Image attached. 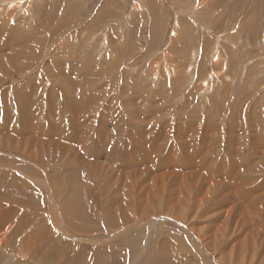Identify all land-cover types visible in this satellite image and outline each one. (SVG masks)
Segmentation results:
<instances>
[{
	"label": "rangeland",
	"instance_id": "rangeland-1",
	"mask_svg": "<svg viewBox=\"0 0 264 264\" xmlns=\"http://www.w3.org/2000/svg\"><path fill=\"white\" fill-rule=\"evenodd\" d=\"M19 95H25L23 104ZM2 99L7 104L0 128V203L20 208L3 235L10 233L14 240L30 234L33 226L51 224L49 215L58 212L67 230L48 226L51 248L42 242L47 254V249L60 251L65 245L87 264H264V229L254 221L256 213L264 212L256 194L264 192V182L247 184L237 175L254 151L250 171L264 163V0H0ZM71 105L76 112H70ZM8 112L14 113L12 120ZM26 122L43 125L40 129L48 135L36 143L40 137L35 131L21 132ZM179 130L186 138L194 135L195 142L206 133L210 143L187 146L185 155L178 151L181 159L216 146L214 156L229 153L230 147L241 161L228 156L221 169L216 165L224 172V179L216 182L205 179L192 163L184 174L176 173L179 178L170 172L163 179L146 159L141 166L126 164L124 150L126 144L133 146L131 136L139 144L159 135L166 150L176 139L182 142L176 136ZM216 137L225 144L220 146ZM137 144L134 154L140 153ZM118 157L122 168L116 166ZM21 165L34 167L33 174ZM253 172L264 177V168ZM191 173H197L198 183ZM184 175L185 187L180 185ZM40 179L51 182L53 197ZM231 179L245 188L253 183L256 193L235 192ZM203 180L212 183L204 195ZM168 193L174 201L165 199ZM107 195L125 199V206L109 202ZM25 210L31 217L28 226L23 221L15 225ZM107 210L114 214L113 222ZM124 210L135 211V216L125 221ZM253 210L251 216L248 211ZM118 216L122 219L117 221ZM69 234L76 238L72 243L65 240L71 239ZM95 234L103 240L91 244L88 239ZM166 236L174 244L183 241L188 252L179 247L175 253L172 246L162 245ZM252 237L258 240L255 248ZM80 240L88 244L79 250ZM207 241L213 244L211 251ZM16 245L9 237L0 238V264H34L26 256L31 252L15 253Z\"/></svg>",
	"mask_w": 264,
	"mask_h": 264
},
{
	"label": "bare ground",
	"instance_id": "bare-ground-1",
	"mask_svg": "<svg viewBox=\"0 0 264 264\" xmlns=\"http://www.w3.org/2000/svg\"><path fill=\"white\" fill-rule=\"evenodd\" d=\"M5 47V46H4ZM3 47V48H4ZM8 51V50H7ZM8 59V58H7ZM26 61V60H25ZM11 62H12V60H11ZM65 75V74H64ZM57 79V78H56ZM58 80V79H57ZM61 81V80H60ZM65 84V83H64ZM64 84H62V85H64ZM17 91H18V89H17ZM23 92V91H22ZM23 96H25V95H23ZM23 96H21V95H19V101L21 102V104H23L24 103V101H22L21 99H22V97ZM25 99V97H23V100ZM27 102V101H26ZM67 103H68V105H69V101L67 100ZM21 107L23 108V106L21 105ZM20 107V109H21V111H22V108ZM26 107L27 106H25V109H26ZM83 107H85V105L83 106ZM67 109V108H66ZM70 110V112L71 113H74V111H75V109H74V107L71 105V108L69 109ZM78 110V109H77ZM76 112V111H75ZM102 112H104V113H106L105 111H102ZM10 112H8L7 113V115L9 114ZM23 113H24V111H23ZM83 113V112H82ZM87 113H89V112H87ZM22 114V113H21ZM20 114V116H22ZM84 114V113H83ZM107 114V113H106ZM26 115L28 116V118H29V116H30V113L26 110ZM79 115V114H78ZM107 118H109V117H107V115L102 119V120H104V122L103 121H101V123L102 124H100V131H99V129H98V131H99V133L102 135L103 134V132H105V130H104V128H103V125H104V123L106 122V120L105 119H107ZM73 121V120H72ZM180 125V124H179ZM84 126V125H83ZM207 126V125H206ZM24 128H26V130H27V134L28 133H30V134H32L33 135V132L32 131H35L36 133H35V135L34 136H37V137H40V138H38V140H37V142L36 143H39L40 141V139H42V135H45V136H47L48 134H46L45 132H46V129L45 130H43V129H33L32 127H29V125H25V127ZM76 128V127H75ZM179 128V127H178ZM228 128V127H227ZM135 129V128H134ZM181 129V128H180ZM195 129V128H194ZM141 129H139V131H140ZM163 130H165L164 128H163ZM29 131H31V132H29ZM77 131H78V129H77ZM115 131V130H114ZM137 131V130H136ZM135 131V132H136ZM138 131V132H139ZM146 131V130H145ZM180 131V130H179ZM186 131V130H185ZM61 132H62V130H61ZM81 132V131H80ZM142 132H143V130H142ZM87 133V132H86ZM166 132H164V134H165ZM213 133H215V132H213ZM76 134V133H75ZM161 134V133H160ZM164 134H163V136H164ZM183 134V135H182ZM210 134H212V133H210ZM229 134H231V132L229 133ZM50 135V134H49ZM83 135V134H82ZM106 135H107V133H106ZM222 135V134H221ZM0 141H1V138H2V134L0 133ZM65 136V134H63V137ZM78 136V135H77ZM142 136V135H141ZM155 136V138L154 139H152V141H149V142H146V140L144 139L141 143H139V144H137L136 143V141H134V139H133V137L131 136V143H133V146H130L129 144H126L125 145V150L124 151H127V153H128V156L126 157L125 156V158H126V164L127 165H129V166H131V163L132 164H135V165H142V162H143V160H145L146 159V161L148 160V163H149V165H150V167L152 168V169H154V171H158V173H160L161 175H162V177H161V179H163L164 177L165 178H168V177H166L167 175H165V176H163L164 174H168V173H170V172H174V174H171L172 176L173 175H175L174 177H178L179 178V176L176 174V173H179L180 175H182V173L184 174V170H186V167H187V165L189 164V163H192L193 165H196L195 166V171H198V170H201V174L202 175H205L206 177H205V179H208V180H222V179H224V172L223 171H221V170H218V166L220 167V169L222 168V161L224 162H226V160L228 159V156H229V158L231 159V158H237V160L238 159H240V156L239 155H237L236 156V152H235V150L234 149H232V148H228L227 150H226V152H229V153H226V154H224V155H221V156H219V157H216V156H214L215 155V153H217V151H214V150H217L216 149V146L212 149V151L210 150L209 151V149H208V151H209V153H206V152H204V153H202L204 150H202V151H197L196 153H193L191 156H188V157H182V159L180 158V156L178 155V151H180L181 153H184V155L186 154V147L188 146L189 148H190V146H193V145H197L196 143H198V144H200L201 143V145L202 144H204V143H206V141L209 139V137L207 138V134L206 133H204V135L203 136H201L200 137V139H201V141L200 142H195L194 141V135H189V136H187V138L189 137V139H190V141H189V145H187L186 143H185V141H184V138L186 137V132H184V131H180V132H178V135H176L178 138H182L181 139V141L182 142H179L178 141V139H176L177 141L176 142H174V143H172V144H169V147L166 149V150H163L164 148L162 147V145L165 143H161L160 142V137H158L159 135H154ZM212 136V135H211ZM8 137V136H7ZM7 137L5 138V142H6V139H7ZM31 137V136H30ZM65 138V137H64ZM165 138V137H164ZM186 138V139H187ZM227 145H229L230 146V144H229V142H230V139H231V137L227 134ZM24 139H25V137H24ZM31 139V138H30ZM161 139H162V136H161ZM196 139H198V138H196ZM46 140V139H45ZM140 140H141V138H140ZM39 141V142H38ZM164 141V140H163ZM210 141V140H209ZM66 142H67V140H66ZM96 142V141H95ZM97 142H99V141H97ZM96 142V143H97ZM126 142V141H125ZM195 142V143H194ZM208 142V141H207ZM25 143V142H24ZM95 143V144H96ZM104 143V142H103ZM160 143H161V145H160ZM209 143V142H208ZM214 143V142H213ZM136 144L137 145H139L140 147H139V151H140V153H136V154H134V152L135 151H138V148H136ZM210 144V143H209ZM217 144V143H216ZM263 144V143H262ZM16 145V144H15ZM36 145V144H35ZM127 145H129L128 147H127ZM168 145V144H167ZM208 145V144H207ZM231 145H232V143H231ZM164 146V145H163ZM99 147H100V145H99ZM106 147V145H105V143H104V145H103V148H105ZM204 147H206L205 146V144H204ZM62 148L65 150V153H66V149L63 147V145H62ZM101 148H102V146H101ZM112 148V147H111ZM163 148V149H162ZM192 148V147H191ZM195 148H196V146H195ZM209 148V147H208ZM85 149V148H84ZM106 149V148H105ZM108 149H109V147H108ZM104 150V149H103ZM162 150L163 151H165V152H163L162 153ZM187 150H189L188 148H187ZM193 150V149H192ZM206 150H207V148H206ZM232 150H233V152H232ZM190 151V150H189ZM239 151V150H238ZM194 152V151H193ZM117 154V153H116ZM199 154H201V155H199ZM234 154V155H233ZM123 155V154H122ZM37 156V155H36ZM118 156V155H117ZM124 156V155H123ZM212 156H214V157H212ZM263 156H264V154H263ZM262 157V156H261ZM110 158V157H109ZM133 158H135V159H137V161H139V162H137V161H134L133 160ZM248 158V157H247ZM246 158V159H247ZM252 158H253V156H252ZM75 159V158H74ZM140 159V160H139ZM186 159H188L187 160V162H186ZM249 159H250V157H249ZM122 160V159H121ZM229 160V159H228ZM248 160V159H247ZM80 161V160H79ZM84 161V160H83ZM89 161V160H88ZM250 161V160H249ZM145 162V161H144ZM229 162H231V161H229ZM238 162V161H237ZM137 163V164H136ZM232 163V162H231ZM234 163V162H233ZM257 163V162H256ZM88 164H92L91 163V161H90V163H88ZM116 164V163H115ZM121 163H120V157H118V164H116V166L119 168L121 165H120ZM123 164V163H122ZM240 164V163H239ZM258 165H257V167H255L254 169H253V171H256L257 170V168L258 167H260V168H264V163H261V162H258L257 163ZM261 164V166H259ZM134 165V166H135ZM216 165H218V166H216ZM235 165V164H234ZM87 166V165H86ZM99 166V165H98ZM115 166V165H114ZM21 167H23V165H21ZM242 167V166H241ZM254 167V165L251 167V168H253ZM12 168V167H11ZM99 168V167H98ZM120 168H122V166L120 167ZM148 168V167H147ZM234 168V167H233ZM238 168V167H237ZM251 168H249L248 170H246L245 171V168L243 169L242 168V170H238V176H241V178L244 180V181H246V183L250 180V175H249V171H250V169ZM23 170H29L30 171V173L31 174H33V172H34V167H33V169H31L30 167H23L22 168ZM100 169H101V167H100ZM178 169V170H177ZM235 169H236V167H235ZM234 169V170H235ZM241 169V168H240ZM22 170V171H23ZM95 170V169H94ZM117 171H118V169H116ZM119 170H121V169H119ZM150 170V169H149ZM116 171V172H117ZM219 171V173H217ZM226 171V173H227V170H225ZM112 172V171H111ZM192 172V171H191ZM235 173H236V170H235ZM155 174V173H154ZM160 174H156V175H160ZM153 175V174H152ZM170 174H168V176H169ZM191 175V177L193 178V180H194V182L195 183H198V180H199V178H198V175H197V173H191L190 174ZM100 176V175H99ZM126 176V175H125ZM216 176H218L217 177V179H214V177H216ZM28 177V176H27ZM181 177V176H180ZM230 177V176H229ZM228 177V178H229ZM257 177V176H256ZM150 178V177H149ZM178 178L176 179V182L175 181H173V182H175L176 184L178 183ZM182 178V177H181ZM180 178V179H181ZM185 178H186V175H184L183 176V179H182V184H180L181 186H183V187H185V185H184V180H185ZM204 178V177H203ZM231 178V177H230ZM234 178V177H233ZM236 178V177H235ZM240 178V179H241ZM39 179V178H38ZM158 179H159V177H158ZM161 179H159V180H156V181H160ZM173 179V178H172ZM29 180H32V179H30L29 178ZM40 180H43V179H40ZM171 180V179H170ZM174 180V179H173ZM192 180V181H193ZM252 181L253 180H255L256 182H264V177L262 178V179H258V178H253V179H251ZM37 181H39V180H37ZM44 181V182H43ZM42 182H41V184H43V185H41L42 187H45L46 185H48V189H47V192H49V198H51V197H53L54 195H55V193H54V195H53V192H52V189H51V184H49V183H51V182H49L48 184L46 183L47 181H45V180H43ZM155 181V180H154ZM164 181V180H163ZM238 181V182H237ZM236 182L235 181H232V179H231V182H229V183H232V186H231V184H230V186H231V188L235 191V192H238V191H245L246 192V190H248L252 195L256 192V187H255V185L252 183V185H251V187H249V188H245L244 186H245V184H242V183H240L239 182V180H237ZM33 182V181H32ZM32 182H30V183H32ZM148 182V181H147ZM151 182V181H150ZM184 182V183H183ZM203 182H204V184H206V183H209V182H207V181H205V180H203ZM216 182V181H215ZM250 182V181H249ZM164 183V182H163ZM194 183V184H195ZM221 183V182H220ZM223 183V182H222ZM153 184V183H152ZM155 184H156V182H155ZM160 184V183H159ZM166 184H167V182H166ZM179 184V183H178ZM193 184V185H194ZM212 184V183H211ZM211 184H206V187L205 188H203V191L202 192H204L203 193V195L206 193V192H208V189H209V187H211L212 185ZM228 184V183H227ZM227 184H224V185H227ZM248 184V183H247ZM34 185V184H33ZM161 186V185H160ZM159 186V187H160ZM178 186V185H177ZM180 186V188H183V187H181ZM199 186V185H198ZM202 186V185H201ZM229 186V185H228ZM247 186V185H246ZM42 187H40V188H42ZM113 187V186H112ZM163 187H165V186H163ZM179 187V186H178ZM197 187V186H196ZM54 188V187H53ZM217 188V187H216ZM261 188V187H260ZM106 189V188H105ZM164 189V188H163ZM163 189H161V190H163ZM179 189V188H178ZM177 188L175 189V191L176 190H178ZM198 189V188H197ZM40 190V189H39ZM228 190V189H227ZM262 190V189H261ZM263 190H264V188H263ZM200 191V190H199ZM41 192V191H40ZM56 192V191H55ZM177 192V191H176ZM201 192V193H202ZM197 193V192H196ZM229 193V192H228ZM115 194V193H114ZM218 194V193H217ZM0 195H2V194H0ZM116 195V194H115ZM115 195L112 197H110V196H108L107 195V197H108V199H109V202H111V203H114L115 205H120V204H122L123 206H125V203H124V200L125 199H118V198H116L115 197ZM178 195V194H177ZM58 196V195H57ZM206 196V195H205ZM215 196V195H214ZM217 196V195H216ZM226 196V195H225ZM230 196V195H229ZM48 197V196H47ZM204 197V196H203ZM161 198V197H160ZM239 198V197H238ZM257 198L259 199V201H262L263 203H264V192H261L258 196H257ZM55 199V198H54ZM142 199V198H141ZM165 199H167V201L168 202H170L169 200H172V201H174V197L171 195V194H167V197L165 198ZM180 199V198H179ZM227 199V198H226ZM176 200V199H175ZM178 200V199H177ZM181 200H182V198H181ZM184 200V199H183ZM220 200V199H219ZM221 201V200H220ZM233 201V200H232ZM241 201H243V200H241ZM108 202V201H107ZM177 203H178V201H176ZM182 202H184V201H182ZM234 202H236V204H237V201H234ZM253 202V201H252ZM6 203V202H5ZM172 203V202H171ZM186 203V202H185ZM241 203V202H240ZM245 203V202H244ZM251 203V202H250ZM138 204V203H137ZM232 204H234V203H232ZM252 204V203H251ZM112 205V204H111ZM187 205H188V203H187ZM212 205H215V204H212ZM217 205V204H216ZM222 205V204H221ZM263 205V204H262ZM52 206V205H51ZM230 206V205H229ZM232 206V205H231ZM237 206H238V204H237ZM264 206V205H263ZM20 207V206H19ZM50 207V206H49ZM53 207V206H52ZM232 207H234V206H232ZM231 207V208H232ZM248 208H249V206H247ZM253 207V206H252ZM261 207V206H260ZM7 208L8 209H11L12 211H9V210H7ZM107 208V207H106ZM131 208V207H130ZM244 209H245V207H243ZM251 208V207H250ZM46 209H48V206H46ZM54 209V208H53ZM131 209H134V208H131ZM140 210H142V209H144L145 210V207H140L139 208ZM247 209V208H246ZM18 210H20V208H16L15 206H7V205H4L3 203H0V221L2 222V225H0V238L3 236V239L5 238V237H9L10 238V242H13L15 245H16V243L18 244V242H20L21 241V243L19 244V246L18 245H16V250H15V253H19L20 255H22V256H24L23 254H28L26 251H28V252H31V253H29V255H26L27 256V259L30 261V262H32V263H34V264H55L54 262H59L60 264H73L74 262H75V264H87L88 262H86V260H85V258H83V261H80L79 260V258H78V254L77 253H71L69 250H68V248L65 246V245H63V246H61L60 245V247H62V249L59 251V250H57V249H54V250H51V249H47L46 250V252H48V254L47 253H45V252H43L46 248H51L50 247V245L48 244L49 243V241L51 242V240H50V237L48 236V234H46L45 235V232L46 231H48V226H51V227H53V228H55L56 226H58V227H60V228H62V231L64 232V229L63 228H65L66 227V223H65V218H63V216H61V217H59L58 216V212H56L55 214H56V216H52V213L51 212H48L50 215H49V218H50V220H51V224H48L47 223V225L46 226H39V225H37V226H33L31 229H30V232L31 233H34L33 235L30 233V234H28V233H26V234H28V236L26 235V234H24V236H20L19 238H17V239H12L11 238V235L12 234H10V233H7V235L5 234V235H3L4 234V229H3V227L5 226V224L8 222V221H10L12 218H13V216L15 215V213L18 211ZM113 210V209H112ZM139 210V211H140ZM50 211H52V210H50ZM55 211V210H54ZM110 211L111 210H107L105 213L108 215V217H109V219H110V221L111 222H113L114 221V214L112 213V214H110ZM114 211V210H113ZM128 211V210H127ZM232 211H234V210H232ZM241 211V210H240ZM240 211H239V213H240ZM67 212V211H66ZM123 213H124V220L126 221V217H127V220H130L131 218H133L134 216H133V213L135 212H125V210L124 211H122ZM142 212V211H141ZM222 212V211H221ZM249 213H250V215L252 216L253 215V213H254V210L253 211H248ZM26 213H29V211H27V210H25V211H22V213H21V215H20V218L18 219V221H16L15 222V225H18L19 226V224L18 223H21L22 221H23V223H22V225L25 223L26 224V222H27V224H28V222H30L31 221V217H30V215H25ZM140 213V212H139ZM226 213V212H225ZM243 213H244V211H243ZM30 214V213H29ZM54 214V215H55ZM66 214H68V213H62V215H66ZM71 214V213H70ZM247 214V212L245 213V215ZM61 215V214H60ZM126 215V216H125ZM193 215V214H192ZM228 215V214H227ZM116 216V215H115ZM261 216H263L264 217V212H258V213H256L255 214V217H254V221H255V226L256 227H258V228H263L264 229V221H262L261 219H260V217ZM65 217V216H64ZM119 217V216H118ZM243 217V216H242ZM218 218H220V217H218ZM223 218V217H222ZM228 218V217H227ZM26 219L28 220V221H26ZM119 219H122V218H117V221L119 220ZM217 219V218H216ZM244 218H242V220H243ZM249 219L250 220H252L250 217H249ZM69 220V219H68ZM68 220H67V222H68ZM220 220V219H219ZM248 220V219H247ZM246 220V221H247ZM0 222V223H1ZM241 222H245V221H241ZM249 222V221H248ZM115 223V222H114ZM24 225V226H28V225ZM111 224V223H110ZM116 224H118V223H116ZM216 224H217V221H216ZM226 224V223H225ZM248 224V223H247ZM14 225V224H13ZM13 225L11 226V227H13ZM74 225V224H73ZM219 225H221V224H219ZM239 225V224H238ZM251 225V224H250ZM211 226V225H210ZM241 226V225H240ZM57 227V229H59V230H57V231H60V228H58ZM88 227H91L90 225L88 226ZM217 227V226H216ZM215 227V228H216ZM219 227H221V226H219ZM247 227H249V226H247ZM251 227V226H250ZM84 227H82V228H79V230H83V231H85L86 232V230H87V228H84ZM188 228V227H187ZM188 229H190L191 231H194L193 230V228L190 226ZM217 229V228H216ZM215 229V230H216ZM220 229V228H219ZM234 229V228H233ZM250 229V228H249ZM252 229V228H251ZM97 230V229H96ZM210 230H212V229H210ZM224 230V229H223ZM90 231V230H89ZM95 231V230H94ZM129 231V230H128ZM217 231V230H216ZM262 231V230H261ZM260 231V232H261ZM214 232V231H213ZM37 233V234H36ZM47 233V232H46ZM60 233V232H59ZM209 233V232H208ZM217 233V232H216ZM238 233H241V232H238ZM18 234V233H17ZM57 234V233H56ZM63 234V233H62ZM90 234V233H89ZM218 234V233H217ZM22 235V234H21ZM50 235V234H49ZM209 235V234H208ZM216 235V234H215ZM255 235H257V234H255ZM16 236V235H15ZM80 236V235H79ZM102 236H103V234H102ZM117 236V235H116ZM213 236V235H212ZM67 238H68V236H66ZM78 237V236H77ZM81 237H82V235H81ZM83 237L85 238H90L89 236L87 237V236H84L83 235ZM136 236H133V237H131L130 236V238H132V239H134ZM167 237V236H166ZM246 237H249V236H246ZM264 237V236H263ZM78 238H80V237H78ZM93 238H95V239H93ZM170 238V237H169ZM177 238H179V236L178 237H176V238H174V239H177ZM208 238H209V236H208ZM211 238V237H210ZM53 239H54V236H53ZM93 239V240H92ZM203 239V238H202ZM243 239V238H242ZM246 239V238H245ZM245 239H243L241 242H240V245H242L243 244V242H244V240ZM251 239H253L252 240V244H253V246L252 247H254L255 246V244L258 242V240L255 238V237H252ZM20 240V241H19ZM66 240V242H71L72 243V241H74V240H76V238L75 237H71V239H65ZM89 240V242H91V244H96V243H93L92 241H97V240H103V238H100L98 235H94L93 237H91V239H88ZM170 240H172V239H168V237H167V239L165 238V240H161V241H163L162 242V245H164V246H172L173 247V249H174V252L175 253H177V251H178V248L180 247L183 251H187V246L186 245H184L183 244V241H180V243L181 244H174L172 241H170ZM263 240V239H262ZM262 240H261V242H262ZM43 241H45V243H47V244H45V246H46V248H45V246H43ZM54 241V240H53ZM57 241H60V240H57ZM126 241H128V242H131V243H134L133 241H131V240H129V238H126ZM237 241V240H236ZM43 242V243H42ZM85 242L86 241H84V240H80L79 241V250L81 249V248H83V246H84V244H85ZM109 242V241H108ZM115 242V241H114ZM208 242V241H207ZM248 242V241H247ZM246 242V243H247ZM260 242V241H259ZM61 243V242H60ZM76 243V242H75ZM50 244H52V243H50ZM57 243H55V245H56ZM59 244V243H58ZM66 244V243H65ZM86 244H88V241L86 242ZM186 244V243H185ZM208 244L209 245H205V247L206 248H210V247H212V245L213 244H210V242H208ZM229 244V243H228ZM236 244V243H235ZM73 245V244H72ZM112 245V244H111ZM239 245V244H238ZM52 246H53V244H52ZM134 246V245H133ZM133 246H131V247H133ZM229 246V245H228ZM232 246V245H231ZM257 246V245H256ZM57 247H59V245L57 246ZM87 247V246H86ZM85 247V248H86ZM112 247V246H111ZM162 247V246H161ZM172 247H171V250H172ZM185 247H186V250H185ZM190 247V246H189ZM238 247H240V246H238ZM242 248L243 247H241L240 249L238 248V250H236V252H241V250H242ZM251 248V247H250ZM255 248V247H254ZM257 248V247H256ZM258 248H260V247H258ZM180 249V250H181ZM245 249V248H244ZM262 249H264V248H262ZM262 249H261V251H262ZM165 250V249H164ZM210 250V249H209ZM225 250V249H224ZM233 249H231L230 251H232ZM211 251V250H210ZM245 251V253L247 252L246 251V249L244 250ZM243 251V252H244ZM260 251V250H259ZM179 252V251H178ZM181 252V251H180ZM188 252V251H187ZM255 252H256V250H255ZM189 253H190V249H189ZM226 253V252H225ZM229 253V252H228ZM244 253V254H245ZM253 253V252H252ZM100 254V253H99ZM165 254V253H164ZM260 254H261V252H260ZM85 255V254H84ZM174 255V254H173ZM227 255V254H226ZM251 255H253V254H251ZM264 255V254H263ZM52 257H54V262L52 261V260H50V258H52ZM251 258V257H250ZM260 258V257H259ZM26 259V258H25ZM100 259H101V257H100ZM253 259L254 258H251L250 259V261L252 262L253 261ZM262 259H264V258H262ZM74 261V262H73ZM219 261V260H218ZM222 262H223V259L221 260ZM259 261V260H258ZM261 261V260H260ZM58 262H57V264H58ZM261 262H263V261H261ZM253 264V263H252Z\"/></svg>",
	"mask_w": 264,
	"mask_h": 264
},
{
	"label": "crops",
	"instance_id": "crops-1",
	"mask_svg": "<svg viewBox=\"0 0 264 264\" xmlns=\"http://www.w3.org/2000/svg\"><path fill=\"white\" fill-rule=\"evenodd\" d=\"M9 103H11V102H8V104ZM6 104H7V101H6ZM5 103H4V99H2V100H0V128L2 127V125H3V123H4V120H5V105H6ZM12 104V103H11ZM12 106V105H11ZM10 115H11V119L10 120H12V118H13V116H14V113H10ZM21 117V116H20ZM27 119V118H26ZM30 120H31V118H29ZM27 121H28V119H27ZM10 124H11V122H10ZM25 125H29V127H32L33 129H40V128H42L43 127V125H40V124H38V126H33L32 124H29V122H26L25 123ZM44 130V129H43ZM3 130L2 129H0V133L2 132ZM21 132H27V130H26V128H22V131ZM29 132H31V131H29ZM2 135L4 134V133H1ZM216 139H217V141L220 143V146H222V145H224L225 144V139H223V140H221V139H219L218 137H216ZM184 141H185V143H186V137L184 138ZM24 142V141H23ZM254 154H256V152L254 151L249 157H251V156H253ZM249 157L246 159L245 158V164H243V169L245 168V171L246 170H248L249 168H251L252 166H253V159L252 158H250L249 159ZM250 160V161H249ZM238 162H240L241 161V159H238L237 160ZM23 170V169H22ZM242 170V169H241ZM9 171V170H8ZM10 172H12V171H9V175L11 174ZM30 172V171H29ZM13 173H19V171L18 170H16V171H14ZM249 173V175H250V180L251 179H253V178H259L260 176L259 175H256L255 174V172H253V171H249L248 172ZM31 174V173H30ZM257 176V177H256ZM26 179H28L29 180V178H26ZM31 179V178H30ZM30 182H31V180H29ZM255 181V180H254ZM29 182V183H30ZM246 182V181H245ZM256 182V181H255ZM259 182V181H258ZM261 182V181H260ZM256 193V192H255ZM254 193V194H255ZM261 192H257L256 194H260ZM248 195H250V194H248ZM252 195V194H251ZM263 208H264V206H263ZM85 223H86V221H84ZM87 224L88 225H90L88 222H87ZM75 225V224H74ZM77 225H79V224H77ZM82 225V224H81ZM56 227H58V226H56ZM58 228H60V227H58ZM69 228H73V227H69ZM75 228H82V227H78V226H75ZM57 229V228H56ZM64 230H67L66 229V227L65 228H63ZM84 229V228H83ZM59 230V229H58ZM60 230H62V228H60ZM69 235H71V237H73L74 235H72V234H69ZM87 262V261H86Z\"/></svg>",
	"mask_w": 264,
	"mask_h": 264
}]
</instances>
